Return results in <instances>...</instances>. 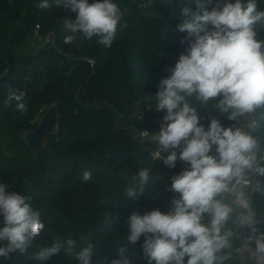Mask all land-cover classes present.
I'll use <instances>...</instances> for the list:
<instances>
[{
	"label": "trees",
	"instance_id": "1",
	"mask_svg": "<svg viewBox=\"0 0 264 264\" xmlns=\"http://www.w3.org/2000/svg\"><path fill=\"white\" fill-rule=\"evenodd\" d=\"M113 2L126 27H118L112 46L106 48L95 37L86 40L65 30L63 20L74 21L77 14L57 8L54 0H49L53 7L47 10L38 7L40 0H0V183L7 184L9 192L30 197L45 224L26 253H14L8 260L0 257V264H79L63 251L47 261L31 257L56 236L77 239L82 247L80 237L89 235L96 246L91 264H112L121 245H127L132 264H147L141 252L145 238L136 245L127 242L129 217L157 209L166 214L172 200L179 198V193L170 191L172 177L186 163L177 160L175 168H169L163 159H152L147 146L155 142L137 141L130 125L146 126L137 116L140 113L145 119L166 115L156 111L154 97L160 80L170 77L179 56L187 54L188 43H181L187 34L175 27L183 20L181 9L195 10V4L193 0ZM217 2L212 0L209 10ZM257 4L264 10V0ZM49 35L53 41L46 39ZM30 38L41 46L23 53ZM257 38L264 40V27L257 26ZM9 90L25 94L21 101L25 111H18L14 100L5 103ZM189 99L200 117L213 114L224 127L232 126V120L215 109V101L202 105ZM52 105L57 108L56 125L42 139L43 148L33 153L22 135L35 130ZM262 114L264 108L255 113L262 125L256 135H264ZM210 121L200 124L207 130ZM146 167L151 168L149 184L138 199H128L125 189ZM85 171L91 172L87 182L82 179ZM102 199L108 203L101 205ZM252 205L263 215L264 231V190L254 195ZM106 213L113 217L110 225L104 224ZM231 239L233 248L225 254L232 257L234 235ZM225 264L239 263L231 258Z\"/></svg>",
	"mask_w": 264,
	"mask_h": 264
},
{
	"label": "clouds",
	"instance_id": "2",
	"mask_svg": "<svg viewBox=\"0 0 264 264\" xmlns=\"http://www.w3.org/2000/svg\"><path fill=\"white\" fill-rule=\"evenodd\" d=\"M195 10L184 6L183 20L175 31L186 33L181 43H188L187 54H181L168 78H162L155 94L156 111H166L160 130L151 137L166 156L157 152L158 159L169 168L177 160L189 165L172 177L170 191L179 193L172 200L168 213L152 210L144 215L133 212L128 220L127 242L136 245L143 236L142 255L147 264H225L232 257L225 254L232 249L233 232L230 222L247 225L252 235L245 247L254 241L257 264L264 261V233L256 235L258 220L252 211L243 188L250 175L264 177V135L255 119L258 109L264 108V40L257 38V26L264 27V10L257 0H193ZM57 8L75 12L74 21L65 18L63 27L80 33L86 40L110 48L116 39L123 13L113 0H54ZM38 7L50 9L49 0H40ZM167 32V28L164 29ZM68 39H72L69 37ZM24 93L9 90L5 103L17 102V110L25 111ZM207 105L215 101V109L237 123L224 127L213 117L205 130L200 116L189 98ZM252 116L245 128L237 126L239 118ZM261 119H264L262 114ZM215 146V154L213 152ZM179 149V155L177 154ZM151 168H143L125 189L126 197L138 199L151 179ZM82 179H91L85 171ZM0 183V257L11 259L12 254H24L44 231L41 211L34 210L30 197L7 191ZM254 190H264L259 179ZM234 198V199H233ZM101 200V205L107 204ZM237 204L244 213L237 221ZM113 217L104 215V224ZM84 246L77 239L56 236L50 246L40 248L32 259L47 261L62 251L79 264H91L95 245L91 236H82ZM127 245H121L112 264H132Z\"/></svg>",
	"mask_w": 264,
	"mask_h": 264
},
{
	"label": "built area",
	"instance_id": "3",
	"mask_svg": "<svg viewBox=\"0 0 264 264\" xmlns=\"http://www.w3.org/2000/svg\"><path fill=\"white\" fill-rule=\"evenodd\" d=\"M34 35L37 36L39 39H41V37L38 36L37 30H35ZM47 38L53 41L52 35H49L48 37H46V39ZM135 108H137V106H135ZM137 116L141 120V122L146 126L141 127L139 125H130L132 137L135 138L140 143L146 140H151L152 135H154V133L160 130L161 124L164 122L163 121L164 116H153L152 118H148V119H145L144 115L141 113L138 114ZM120 117H123V113L119 114V118ZM213 117H214L213 114H207L206 116H201L200 120L203 119L211 120ZM251 119L252 116L241 117L239 118V123L237 126L245 128L247 123ZM236 123H237L236 121H232V126L235 125ZM149 126H153V127H149ZM147 148L149 150V154L151 158L154 160L163 159V158L158 159L159 157L157 156V152H160V154L163 156H165V154H168V153H163V151L158 148V144L156 142L154 144L148 145ZM176 151L177 153H179V149H177ZM210 154L213 155L215 154V146L213 148V152ZM261 156H264V152L258 153V159ZM188 167L189 165L186 164L184 166V170ZM258 179L261 182V184L264 185V177H257L255 175H250L245 178L246 184H242L240 186L245 191L250 206L252 208V211L255 213L256 219L258 220V224L256 226L258 228V232L256 233V235L264 233L262 228L263 215L260 212H258L252 205L254 195L262 191V190H254ZM243 213L244 210L242 208H239L237 204V213L233 216V221H237L240 218V216L243 215ZM227 227L232 230L234 238L236 240V245L232 251V258L236 260L239 264H257V257L254 251L255 249L254 241L249 245L250 247H245V242H247V238L250 235H252L250 227L247 225H240L239 223L236 224L233 222H230L227 225ZM261 264H264V261H262Z\"/></svg>",
	"mask_w": 264,
	"mask_h": 264
},
{
	"label": "water",
	"instance_id": "4",
	"mask_svg": "<svg viewBox=\"0 0 264 264\" xmlns=\"http://www.w3.org/2000/svg\"><path fill=\"white\" fill-rule=\"evenodd\" d=\"M57 108L50 106L42 116L37 128L35 130L26 131L23 140L33 153L43 148L42 139L53 132L57 121Z\"/></svg>",
	"mask_w": 264,
	"mask_h": 264
},
{
	"label": "rangeland",
	"instance_id": "5",
	"mask_svg": "<svg viewBox=\"0 0 264 264\" xmlns=\"http://www.w3.org/2000/svg\"><path fill=\"white\" fill-rule=\"evenodd\" d=\"M41 46V42L40 41H36L33 39H27L23 45V47L21 48V51L27 52V51H31L33 48H39ZM24 136V134L22 135Z\"/></svg>",
	"mask_w": 264,
	"mask_h": 264
}]
</instances>
